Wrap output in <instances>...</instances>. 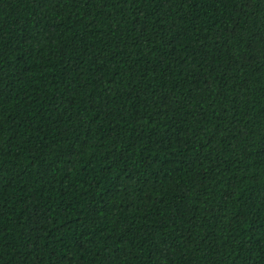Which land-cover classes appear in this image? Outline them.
Masks as SVG:
<instances>
[{
  "label": "trees",
  "instance_id": "1",
  "mask_svg": "<svg viewBox=\"0 0 264 264\" xmlns=\"http://www.w3.org/2000/svg\"><path fill=\"white\" fill-rule=\"evenodd\" d=\"M0 264H264V0H0Z\"/></svg>",
  "mask_w": 264,
  "mask_h": 264
}]
</instances>
